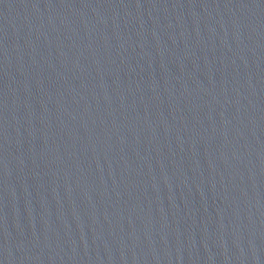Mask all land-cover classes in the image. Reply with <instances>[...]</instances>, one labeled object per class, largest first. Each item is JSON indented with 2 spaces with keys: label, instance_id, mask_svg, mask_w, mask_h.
I'll return each instance as SVG.
<instances>
[{
  "label": "water",
  "instance_id": "1",
  "mask_svg": "<svg viewBox=\"0 0 264 264\" xmlns=\"http://www.w3.org/2000/svg\"><path fill=\"white\" fill-rule=\"evenodd\" d=\"M0 264H264V37L0 231Z\"/></svg>",
  "mask_w": 264,
  "mask_h": 264
}]
</instances>
